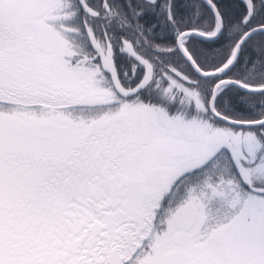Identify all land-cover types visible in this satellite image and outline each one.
<instances>
[{
	"label": "snow or ice",
	"instance_id": "obj_1",
	"mask_svg": "<svg viewBox=\"0 0 264 264\" xmlns=\"http://www.w3.org/2000/svg\"><path fill=\"white\" fill-rule=\"evenodd\" d=\"M0 264H264V0H0Z\"/></svg>",
	"mask_w": 264,
	"mask_h": 264
}]
</instances>
